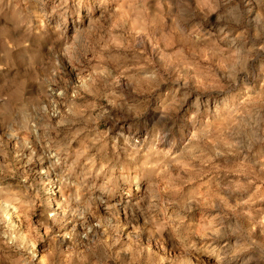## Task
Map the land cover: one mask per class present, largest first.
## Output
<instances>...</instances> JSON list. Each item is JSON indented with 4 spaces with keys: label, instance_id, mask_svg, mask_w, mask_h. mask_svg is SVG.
<instances>
[{
    "label": "rangeland",
    "instance_id": "374dc122",
    "mask_svg": "<svg viewBox=\"0 0 264 264\" xmlns=\"http://www.w3.org/2000/svg\"><path fill=\"white\" fill-rule=\"evenodd\" d=\"M0 264H264V0H0Z\"/></svg>",
    "mask_w": 264,
    "mask_h": 264
}]
</instances>
